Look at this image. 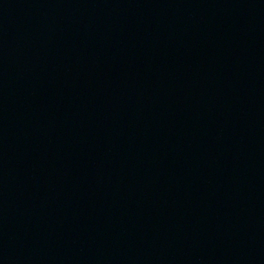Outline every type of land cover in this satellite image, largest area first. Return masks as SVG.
<instances>
[{
	"label": "water",
	"instance_id": "obj_1",
	"mask_svg": "<svg viewBox=\"0 0 264 264\" xmlns=\"http://www.w3.org/2000/svg\"><path fill=\"white\" fill-rule=\"evenodd\" d=\"M0 264H264V0L1 25Z\"/></svg>",
	"mask_w": 264,
	"mask_h": 264
}]
</instances>
